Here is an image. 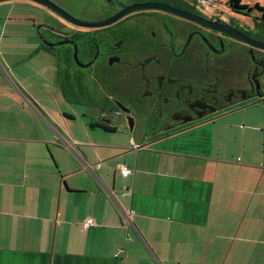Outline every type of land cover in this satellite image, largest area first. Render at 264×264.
I'll return each mask as SVG.
<instances>
[{
	"label": "crops",
	"instance_id": "1",
	"mask_svg": "<svg viewBox=\"0 0 264 264\" xmlns=\"http://www.w3.org/2000/svg\"><path fill=\"white\" fill-rule=\"evenodd\" d=\"M33 5L0 3V264H264V102L177 136L79 139L56 60L50 104L24 75L50 57Z\"/></svg>",
	"mask_w": 264,
	"mask_h": 264
},
{
	"label": "flooded vegetation",
	"instance_id": "2",
	"mask_svg": "<svg viewBox=\"0 0 264 264\" xmlns=\"http://www.w3.org/2000/svg\"><path fill=\"white\" fill-rule=\"evenodd\" d=\"M145 2L162 7L97 27L54 11L56 22L40 24L62 104L83 109L90 127L167 137L264 102V0H211L209 10L200 0L118 1L95 20Z\"/></svg>",
	"mask_w": 264,
	"mask_h": 264
},
{
	"label": "rangeland",
	"instance_id": "3",
	"mask_svg": "<svg viewBox=\"0 0 264 264\" xmlns=\"http://www.w3.org/2000/svg\"><path fill=\"white\" fill-rule=\"evenodd\" d=\"M52 2L56 3L59 7H61L62 9H64L65 11H67L68 13H70L71 15H73L75 18L81 19V20H92V21H96L95 19H98L99 17H101V15L104 13L105 10H108L112 7L117 8L118 7V1H123V2H131L133 0H51ZM244 1H253V0H244ZM263 1V0H261ZM25 6V5H24ZM24 6H21V9L25 8ZM33 6H37V4H34ZM20 8V5L18 6ZM37 7H41V6H37ZM17 8V10H21ZM36 8L35 9H31L30 11H27V13H25V15H31L32 17L37 18V22L40 23L41 21H43V23H52V22H56L57 18H59L58 15H56V13L48 8L44 9L45 6H42L41 9ZM1 12V10H0ZM57 17V18H56ZM19 38L21 37V34L18 35ZM17 37V38H18ZM24 40H29L28 36L23 38ZM48 66H46L45 69H43V73H38L40 74L38 77V74L34 75L33 73H31L32 71H34L35 69V64H26L23 66L25 73L24 75L29 77L30 82L28 84V86H31L30 88L35 89L37 94L39 93L41 98L44 99V101L47 104L52 103L53 101L49 99L50 93H46L43 92L42 89H52L54 88V84H53V76H54V72L53 69H51L50 64H53L52 60H50V58L48 57ZM20 66V65H19ZM57 66V64H56ZM34 69H33V68ZM20 71H24L19 69ZM38 77V78H37ZM41 81H40V80ZM25 81V80H24ZM38 89V90H37ZM58 89V88H57ZM48 97V98H47ZM61 97L59 95V91L57 93V104L65 111H70L73 112L77 119L74 121V130L76 132V137L79 139H90L92 138V140H100V141H105L108 140L107 135L105 133H103L102 131L95 129V131H91V127L87 124L88 122L86 121V119L83 116L84 110L76 107L74 105L67 107V105H64L61 103ZM50 100V101H49ZM231 119V118H230ZM235 119V118H233ZM238 120V118L236 119ZM235 120V121H236ZM86 131H85V130ZM124 130L134 134L135 137L137 138H142L143 140V136L140 134V130L139 129H135L133 131H130L126 126H120L119 129L117 130V133H119V135L117 137L119 138H115L112 137V140L114 139H119V141H124V140H128V134H125V132H123ZM110 138V137H109ZM77 150V149H76Z\"/></svg>",
	"mask_w": 264,
	"mask_h": 264
},
{
	"label": "water",
	"instance_id": "4",
	"mask_svg": "<svg viewBox=\"0 0 264 264\" xmlns=\"http://www.w3.org/2000/svg\"><path fill=\"white\" fill-rule=\"evenodd\" d=\"M9 1V0H0V3ZM19 1H26L27 3L30 4H37L40 6H45L47 8H50L51 10L55 11L56 13L60 14L62 17H64L67 21L73 22L82 26H89V27H97V26H102L105 24H108L110 22L115 21L116 19L120 18L124 14L140 9V8H147V7H156V6H161L159 4H154L153 2H145V3H140V4H133L125 9H123L120 13L114 15L113 17L103 20V21H84L78 18H75L73 15L59 7L56 3L52 2L51 0H19ZM162 7V6H161ZM166 7V6H164ZM240 37V36H239ZM242 38V37H241ZM244 39V38H242Z\"/></svg>",
	"mask_w": 264,
	"mask_h": 264
},
{
	"label": "built area",
	"instance_id": "5",
	"mask_svg": "<svg viewBox=\"0 0 264 264\" xmlns=\"http://www.w3.org/2000/svg\"><path fill=\"white\" fill-rule=\"evenodd\" d=\"M200 5L205 9V10H209L210 9V6H211V0H200ZM121 172H122V175L124 177L128 176V175H131L134 173V170L129 168V167H122L121 168ZM105 189L107 190V192L109 193L110 197L114 199V201L116 202V197L114 195V193H112L110 190H108V188L105 187ZM117 203V202H116ZM129 213L128 211L124 212V219L126 222H128L130 220L129 218ZM95 224V221L93 218L91 217H88L82 224L83 228H89L91 227L92 225ZM127 224V223H126Z\"/></svg>",
	"mask_w": 264,
	"mask_h": 264
},
{
	"label": "trees",
	"instance_id": "6",
	"mask_svg": "<svg viewBox=\"0 0 264 264\" xmlns=\"http://www.w3.org/2000/svg\"><path fill=\"white\" fill-rule=\"evenodd\" d=\"M238 1H241V0H238ZM105 129L108 130V131H112L113 130L112 128H109V127H106Z\"/></svg>",
	"mask_w": 264,
	"mask_h": 264
}]
</instances>
